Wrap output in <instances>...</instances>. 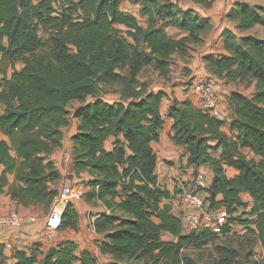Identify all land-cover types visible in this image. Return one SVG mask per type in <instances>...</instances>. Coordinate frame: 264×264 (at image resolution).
I'll list each match as a JSON object with an SVG mask.
<instances>
[{"label": "trees", "instance_id": "16d2710c", "mask_svg": "<svg viewBox=\"0 0 264 264\" xmlns=\"http://www.w3.org/2000/svg\"><path fill=\"white\" fill-rule=\"evenodd\" d=\"M127 1L140 6L145 25L123 10ZM189 1L209 9L216 0ZM226 16L235 26L221 33L225 52L209 53L204 61L224 86L253 85L254 92L222 94L225 121L177 98L167 117L189 165L214 171L204 192L210 208L225 207L232 215L223 236L243 225L264 247V38L247 33L264 27V4L239 1ZM169 28L185 35L174 38ZM213 29L210 18L180 0H0V133L6 136L0 140V193L7 174H15L17 184L8 191L13 199L25 207L51 206L59 193L49 182L59 174L47 159L75 118V172L92 176L85 182L87 202L99 200L109 210L96 219L95 229L111 264H199L185 251L201 250L221 236L208 229L187 232L181 191L182 212L175 214L168 202L175 195L159 185L153 143L166 123L162 104L168 94L140 75L152 66L167 78L175 57L186 59ZM107 87H118L117 99L102 96ZM75 101L81 105L71 111ZM110 137L112 150L106 148ZM227 167L238 173L230 177ZM78 218L68 202L58 231L78 230ZM164 232L177 240L165 241ZM77 249L75 240H66L45 254L38 247L16 250L14 264H99L92 252L79 256ZM229 258L207 264H230ZM6 261L0 245V264Z\"/></svg>", "mask_w": 264, "mask_h": 264}, {"label": "crops", "instance_id": "0c3cea01", "mask_svg": "<svg viewBox=\"0 0 264 264\" xmlns=\"http://www.w3.org/2000/svg\"><path fill=\"white\" fill-rule=\"evenodd\" d=\"M243 1L247 3H263L264 0H216L212 8L206 9L202 6L190 1L187 7L197 10L202 16L208 17L214 24V29L204 38L205 46L202 47L197 53L193 54V57H189L183 63L187 71L190 70V77L194 81L209 80L213 82L216 89L222 86V81L215 78L207 69L204 61V56L209 53H224V44L221 39V33L226 27H231L234 24L227 18V14L232 10L237 2ZM138 6V14L140 6ZM222 17H224L222 19ZM235 26V24H234ZM168 32L174 38H180L185 35L176 28H169ZM23 64L19 63L18 68H21ZM167 77L168 79L171 77ZM178 78V77H177ZM1 79V76H0ZM188 86L184 84L175 83V79L171 85L164 87L165 92L168 94L162 104V112L166 118L165 126L161 132L160 140L153 143V148L157 152V173L159 175V185L163 188L169 189L175 196L168 202L171 203L172 210L175 214L182 212V207L179 200V192L183 187H189L194 183L197 171L203 172L206 175L209 184L211 185L214 179V171L210 166L203 165L198 170L194 166L189 165L188 155L185 153V149L182 146L177 145L172 139V125L173 119L167 117L168 107L173 98H177L180 101L190 99L196 107H199L197 97L189 90ZM155 91L159 88L153 87ZM223 129L228 134H231L230 129L224 126ZM62 146L55 150L47 159V162H52L55 170L59 174V178L53 182H49V186L53 190H57L59 195L55 198L53 204L49 206V211L60 205L63 193L66 188H70L72 191L78 192L79 195H74L70 202H72L79 214L78 218V230L64 229L60 231H49L46 228V218H43L41 214V206L25 207L18 203L17 200L8 193L9 188L17 184L15 174H7V185L2 189L0 193V213L9 214L12 212H19L26 218V224L21 228H0V245L4 247V253L7 257L6 264H14V253L16 250H25L31 253L33 247L39 248V250L45 254L51 249L57 248L60 243L66 240H75L78 243L77 254L80 256L85 250L92 252L98 259L99 264H111L112 257L108 254H103L98 246V240L102 238V235L97 233L95 229L96 219L103 213L109 212L107 207L101 202L89 203L85 198V192L88 187L85 186V182L92 178L88 172L82 173L80 176L75 172V163L73 158V136L78 130V120L71 118L70 124L63 129ZM6 138L0 133V140ZM115 142V137H110L106 142V148L112 150ZM4 167L0 169V175L3 172ZM238 171L235 168L227 167V174L230 177L235 176ZM70 183V184H69ZM205 197L208 194L205 192ZM243 199L245 202H251L252 197L249 194H244ZM62 206V205H61ZM64 207V212H65ZM240 227V226H238ZM19 235V239L15 238V235ZM163 239L165 241H176L177 238L168 232H164ZM263 247V246H262ZM264 249V247H263Z\"/></svg>", "mask_w": 264, "mask_h": 264}, {"label": "rangeland", "instance_id": "374dc122", "mask_svg": "<svg viewBox=\"0 0 264 264\" xmlns=\"http://www.w3.org/2000/svg\"><path fill=\"white\" fill-rule=\"evenodd\" d=\"M180 3L183 6H188L190 1L189 0H180ZM123 10L125 12L131 13L136 15L139 18V21L142 25H145V19L141 18L138 14V6L135 3L125 2L123 4ZM224 17H222L223 19ZM231 28H234V24H231ZM123 28V26H120ZM247 33L257 35L259 37L264 38V27L256 26L252 30L248 31ZM208 35V34H207ZM207 35L205 37H207ZM205 42L192 46V50L189 53V57H193L194 53H197L202 47L205 46ZM180 57L179 55L175 57L173 66H172V74L171 77L168 79L166 77L160 76L152 66L145 68L140 78L142 81H148L152 84L153 87L164 89L167 85H171L172 81L175 79V83L188 85L190 87L195 81L190 76V70L187 71L186 68H182L181 72L179 73L180 68L182 67L183 63H188L189 61ZM178 77V78H177ZM193 81V82H192ZM220 87L219 90L221 95L226 98V95L233 90H239L246 94H251L254 92L255 88L253 85H246V84H228V86ZM118 87H107L104 88L102 91V96H104L108 100H115L118 98ZM92 98L89 99V101ZM81 103L78 101L73 102L69 109L72 111L74 108L80 106ZM226 129H224L225 131ZM41 214L43 218L49 213V207H41ZM240 226V227H238ZM254 228V227H252ZM236 250V255L232 251ZM185 254L188 255L191 259L196 260L199 264H207L214 261H223L229 258L230 264H246L248 263L247 258L250 261H258L259 264H264V249L260 242L258 241L256 235L248 231L247 228L243 225H237L233 231L228 234V236H221L219 239L209 245L205 246V248L201 250L189 249L185 251ZM232 254V255H231Z\"/></svg>", "mask_w": 264, "mask_h": 264}, {"label": "built area", "instance_id": "2783aa9c", "mask_svg": "<svg viewBox=\"0 0 264 264\" xmlns=\"http://www.w3.org/2000/svg\"><path fill=\"white\" fill-rule=\"evenodd\" d=\"M1 83V79H0ZM198 99L199 107L210 113L212 116L227 120L226 106L224 100L216 89L213 83L199 80L195 81L189 88ZM210 184L203 172H198L194 180V185L191 187H183L180 192L181 204L183 207V221L187 232H196L201 229H208L215 234L222 236L224 227L229 225V220L232 215L225 207L220 209H212L205 197V192ZM79 195L78 192L66 188L60 205L53 207L46 216V228L49 231H58L64 220V207L70 202L74 195ZM62 205V206H61ZM238 215V214H237ZM235 215V216H237ZM26 224V218L19 212L9 214L0 213V228L19 229ZM236 226L232 227L233 229ZM226 233V234H230ZM19 239V235H15Z\"/></svg>", "mask_w": 264, "mask_h": 264}, {"label": "water", "instance_id": "95a60500", "mask_svg": "<svg viewBox=\"0 0 264 264\" xmlns=\"http://www.w3.org/2000/svg\"><path fill=\"white\" fill-rule=\"evenodd\" d=\"M70 184V183H69Z\"/></svg>", "mask_w": 264, "mask_h": 264}]
</instances>
